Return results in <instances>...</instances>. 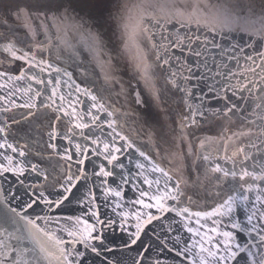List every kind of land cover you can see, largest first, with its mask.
I'll use <instances>...</instances> for the list:
<instances>
[{
    "label": "snow or ice",
    "instance_id": "1",
    "mask_svg": "<svg viewBox=\"0 0 264 264\" xmlns=\"http://www.w3.org/2000/svg\"><path fill=\"white\" fill-rule=\"evenodd\" d=\"M6 7L20 9L19 4ZM78 7L77 0H43L26 5L14 16L0 14V90L7 89L6 95H0V101L6 102L0 113L28 109L26 115L21 113L27 120L43 107L56 113L57 123L67 118L62 134L53 124L48 126L47 147L64 162L62 175L51 181L47 169L27 159L28 145L9 141L8 119L19 123L15 115L0 118V178L7 179L9 173L14 178L7 189L0 184V264H95L93 257L100 264H126L123 255L132 252V264H264V163H259V146L241 143L227 155L225 142V155L213 158L210 153L202 154L208 152L212 138L196 141L190 139L194 134L186 131L198 127L210 113L229 120L235 117L247 126L232 133L237 140L264 137V0H209L205 4L199 0H142L131 7L125 5L128 15L123 25V49L114 47L110 51L101 34L92 31L99 17L92 13L81 16ZM16 21H21L31 37L27 48L18 46ZM202 28L211 39L208 35L201 39ZM70 32L79 37L76 44L70 43ZM41 35L44 39L38 40ZM54 40L57 50L61 45L73 50V62L92 78L91 85H97L101 78L103 85L95 91L92 86L81 87L67 68L45 59L43 53L50 51ZM213 50L218 52L213 54ZM188 56L197 58L195 63H190ZM17 61L24 66L13 74L8 68ZM17 82L26 87H18ZM63 87L70 90L65 93ZM172 89L184 93L187 113L181 114L179 132L173 129L176 151L165 157L158 146L154 157L124 134L114 117L126 105L140 116L139 109L133 107L138 105L144 109V117L162 127L160 117L169 114ZM46 90H50L47 102L38 105L37 99ZM17 93L26 98L24 103L15 102ZM81 97L88 101L86 107ZM213 102L220 106L212 107ZM105 125L110 131L103 140L85 134V129L103 130ZM77 135L90 141L91 146L76 142ZM58 136L67 141L68 146L62 150L52 143ZM246 147L256 148L257 153L246 152ZM132 149L146 162L135 160V172L121 160ZM90 153L102 156L107 166L101 163L96 171L97 162L90 159ZM189 157L194 162L209 163L211 172L220 174L219 190L210 209L194 211L191 207L192 195L186 189L190 181L195 184L192 173L196 172L198 179V170L188 167L189 178H185ZM128 160L129 164L133 162L131 155ZM165 160L179 164L165 167ZM86 162L93 172L87 171ZM229 164L231 167L225 166ZM32 174L35 181H29ZM93 176L103 177L98 185L99 197L94 185L88 184ZM116 177L120 183L109 185V178ZM141 179L146 189L137 183ZM125 185L138 193L128 201L141 206L136 211L125 210ZM49 187L53 192H48ZM74 189L84 190L82 198H75L87 209L81 215L53 217L35 212L40 205L54 212L65 202L71 204ZM109 200L115 218L100 214L98 201L108 207ZM168 213L175 215L166 217ZM154 221L161 222L160 231L153 228L145 241L146 229ZM52 224L57 225L55 231ZM117 225L120 243L109 236ZM174 225H181L189 236H182Z\"/></svg>",
    "mask_w": 264,
    "mask_h": 264
},
{
    "label": "water",
    "instance_id": "2",
    "mask_svg": "<svg viewBox=\"0 0 264 264\" xmlns=\"http://www.w3.org/2000/svg\"><path fill=\"white\" fill-rule=\"evenodd\" d=\"M43 0H0V14L8 13L9 15H15L17 11H20V9H25L26 5H32V4H39L42 3ZM142 0H77V3L80 5L76 9L77 12L80 13L81 16H83L85 13H92L99 17V23L98 24H92V31L98 32L101 34L102 38L106 41V47L107 50H111L112 48H118L123 49L125 36H124V28L123 25L125 22H127V11L124 8L125 5L128 7H131L134 4L141 3ZM196 0H181V3H194ZM201 4L208 3L209 0H199ZM12 4H19L20 9L17 8H8L6 5H12ZM119 4L121 7H114L113 5ZM36 10L33 9V12ZM85 19H88V17H85ZM91 23V21H89ZM16 24L18 25L16 31L18 33L17 40L20 42L18 46L20 47H29L31 44V37L28 35L27 29H25L21 21H16ZM193 28H195V25H193ZM183 31V30H182ZM201 39H203L204 35H208L209 39H211V35L207 32L206 29H201ZM38 40L44 39V37L38 36ZM68 39L71 44H76L79 37L74 35L73 33H69ZM219 42V40H218ZM57 41H53V47L50 49V51L43 53V56L45 59H49L54 64H57L58 66L62 68H67L68 71L73 73L74 79H76V82L81 85V87L84 86H92L93 90L95 91L97 87L100 85H103V80L99 81L97 85H91V77L87 76L84 72L82 67L78 66V62L74 63L75 57L73 55V50L71 48H67L63 45L60 46L59 50H57L56 44ZM196 46L194 45V48ZM81 51L82 55L84 57H87V53H83L82 48L78 49ZM218 50H213V54H216ZM3 54H0L2 56ZM59 56V59L57 58ZM90 58V57H89ZM197 58L188 56V60L190 63H195ZM217 59H219V56L217 55ZM211 62V61H210ZM243 63V61H242ZM23 62L17 61L14 65L10 66L8 70L12 72L13 74H18L21 67H23ZM5 67H8L5 65ZM98 73V70H97ZM257 73H260V70L257 69ZM131 72L129 71V75ZM167 69H165V75H167ZM46 75V74H45ZM55 75V74H54ZM185 75L187 73L185 72ZM259 77L257 76V79ZM63 79H67L66 77ZM189 83L194 84L197 83V81H190ZM18 87H26V84L23 82H17ZM34 87H38L34 85ZM170 87V86H169ZM70 89L67 87H63L62 91L67 93ZM172 95L170 97V111L169 114L166 116H161V124L155 123L152 119H147L143 116L144 109L141 106H133L136 109H139L141 115L135 116L132 109L126 105L125 109L121 112H118L116 116L114 117L119 125H122V128L120 129L124 134L128 135L132 140L135 141L136 145L140 147L142 150L151 153L154 157L157 155L158 146L160 149H162V155L165 157L169 156V153L172 151H176L175 148V140H174V133L173 129H175L176 132H179V120L181 118V114L187 113V108L184 105V93L179 92L176 89H172ZM7 89L0 90V95H6ZM47 95H50V90H46L44 92V95L39 97L37 99V104L40 105L42 101L47 102L45 100V97ZM15 99V102L17 104H22L25 102L26 98H21L20 94L17 93V95L13 98ZM81 99L85 100L84 107L87 106L88 101L86 98L81 97ZM59 102V101H57ZM221 104L223 102H220ZM6 105L5 101H0V107H3ZM220 104H217L216 102H213L212 107H219ZM128 113V116L126 117L124 115V112ZM156 109L153 107V112H155ZM28 109L24 108H15L11 112L8 113H0V118H10L11 116L15 115L16 120L19 121L17 124H13L11 122V119H8V123L10 125V131L8 134V139L10 142L18 143L19 145H28L29 149V155L27 157L28 160H30L33 163H38L42 168L47 169L48 175H49V181L52 180L54 176L59 177L62 175L61 173V166L63 165V161L59 159V157L53 152L51 148L47 147L48 143V135L47 132L49 129V124H53L57 130L62 134L66 130V123L65 121L67 118H63L60 122H56L54 120V117L56 113L51 112L49 109H45L43 107L40 108V111L37 112V114L33 117H29L27 120L24 119V116L21 115L27 114ZM43 113L44 115H42ZM62 115V114H61ZM254 118V117H251ZM147 120V122H145ZM247 126H242L240 124V121L235 120V117L233 120H229L227 117H220L217 118L216 116L211 115L210 113H206V118L200 120V125L198 127H193L191 129H188L186 131H189L193 133V136H190V139H194L196 141L198 140H206L207 138H212L210 144L208 145V152H204L202 154H211L213 158L216 156L223 157L225 155L223 146L225 142L228 144V152L227 155H231L232 151L235 150V148L243 143V144H249L254 143L259 146V163H264V137H261L259 139L256 138L255 135H253L251 138L244 137L241 140H237L236 136H232L233 132H239L244 131ZM254 128V132L255 127ZM85 134L89 136H99L102 140L107 138L106 133L110 131V129L107 128L105 125L103 130L100 129H85ZM79 132V130H77ZM103 132V134H102ZM232 136L231 140H227V137ZM39 141V143H36L35 141ZM76 142L83 144L90 145V141H84L81 139L78 135L75 138ZM235 142V143H234ZM52 143H56L58 147L62 150L64 146L67 145V141L62 140L59 136L56 140L52 141ZM198 147V144H197ZM246 152L256 154L257 149L252 147H246ZM37 152L42 153V156H38ZM131 155L132 157V163L129 164L128 157ZM19 159V157H17ZM90 159L95 160L97 162L96 171L99 170V164L103 163L107 166V162L103 159L102 156L97 157L95 155H91L90 153ZM140 159L141 162L143 161V158L139 157L138 153L135 152L134 149L129 150V152L124 153L121 156L122 162L127 165L133 172L137 171L135 168V160ZM223 163V161H220ZM146 163V162H144ZM179 164V161L173 164H168L167 160L164 161V166L169 168H175ZM185 164L187 167L184 171V176L186 179L189 178L188 173V167H194L198 170V179H197V173H192V180H195V184H193L191 181L186 189L188 194L192 195L193 203L191 204L192 209L195 210H207L210 209L213 206V202L216 199L214 193L218 191L217 187V181L220 178V174L213 173L210 170V164L207 162H204L202 160L195 161L193 157H189ZM249 165H251V162H249ZM86 168L89 173L93 172V168L90 164L86 162ZM226 167H231V165H225ZM111 167V166H108ZM73 171H75V167L73 168ZM115 172L119 173L120 169L116 168L114 169ZM7 179L0 178V184L3 185L5 189L9 187V181H13L14 178L11 176V174H6ZM103 177L97 178L92 177L89 181V185H94L93 191L96 192L97 196L99 197L101 195V189L98 186L99 181L102 180ZM35 175H29V181H35ZM42 180V178H40ZM62 182V181H61ZM109 185L116 186L120 183L119 178H109L108 181ZM143 188H147V185L142 184V179L140 181H137ZM229 183L231 181L229 180ZM161 184H163V179H161ZM79 188V185L77 186ZM124 187V196H125V210L129 211H136L141 206L139 205H131L128 203L130 200H134L138 197V193L135 192L131 185H125ZM183 187V185H182ZM83 189L80 191H77L76 189L73 190V197H70V199L73 200L71 204H68V202H65V206H62L61 209H57L54 212H48L47 209L40 205L35 209V212L38 213L40 216L49 215V216H68V215H81L82 213L86 212V208H82L80 205H78L75 202L76 197H83ZM48 192H53L52 188H48ZM55 196V193H53V198ZM100 203V214L103 217L105 213H108L110 215L114 214L111 213V201H108V207L104 206V203L102 201H98ZM31 211V210H30ZM153 213H155V209L151 210ZM174 213H168L166 214V217H174ZM87 218V217H85ZM115 218V217H114ZM118 219V218H117ZM177 220H179V217H176ZM91 222V221H90ZM42 223V221L40 222ZM64 221L61 220V226H63ZM161 222L160 221H154L152 225H149L146 229V232L148 233L147 236H144L143 239L147 241L149 239V236H151V230L155 228L156 231H160ZM175 228L179 229L180 233L184 237H188L189 234L183 230L181 225H174ZM51 228L53 231L57 229L56 224H52ZM134 230V229H132ZM62 235H66L64 233H60ZM173 236L176 235L175 232L172 233ZM110 239H112L115 243L121 242V233L119 231L118 225L116 226V231L114 234L109 232ZM126 238V237H123ZM135 253H125L123 255V259L126 261V264H132L131 257H134ZM95 264H100V261L98 259H95Z\"/></svg>",
    "mask_w": 264,
    "mask_h": 264
}]
</instances>
